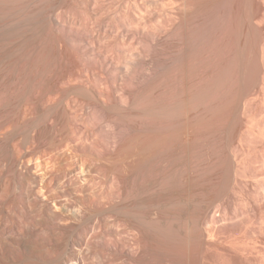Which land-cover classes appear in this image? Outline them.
Listing matches in <instances>:
<instances>
[{
	"label": "bare ground",
	"instance_id": "6f19581e",
	"mask_svg": "<svg viewBox=\"0 0 264 264\" xmlns=\"http://www.w3.org/2000/svg\"><path fill=\"white\" fill-rule=\"evenodd\" d=\"M258 1L0 0V264H264Z\"/></svg>",
	"mask_w": 264,
	"mask_h": 264
},
{
	"label": "rangeland",
	"instance_id": "374dc122",
	"mask_svg": "<svg viewBox=\"0 0 264 264\" xmlns=\"http://www.w3.org/2000/svg\"><path fill=\"white\" fill-rule=\"evenodd\" d=\"M245 1V2H244ZM250 1V2H249ZM253 3V4H252ZM233 4H234V10H236L237 12H235L236 13V16L234 15V21H235V24H236V26H238V27H236L235 28V30L237 31V32H235V34L237 33H239V35H237V38H240V40L242 39H244V36H242L241 34H244V33H242L243 31H242V29L241 28H243L245 25H247V24H245L246 22H245V20L244 19H246V15L244 14L243 15V12H245L246 13V11H252L253 10V8L255 9V10H253V11H256V9H258L257 7H258V5L257 4H259V1L258 0H233ZM252 4V5H251ZM240 5V6H239ZM245 5V6H244ZM246 5H248V6H246ZM246 10V11H245ZM234 13V14H235ZM242 14V15H241ZM242 16V17H241ZM241 17V18H240ZM236 19V20H235ZM238 19V20H237ZM241 19L242 20H244V21H241ZM260 20V21H259ZM259 21V22H258ZM258 21H256V23H258V24H260V26H261V28L263 27L264 28V17L262 18H258ZM241 22V23H240ZM262 22V23H261ZM242 24L244 25L243 27H242ZM241 25V26H240ZM263 25V26H262ZM241 27V28H240ZM238 28H240V31L241 32H238L239 31V29ZM253 29V32H255V28L253 27V28H251V30ZM255 29V30H254ZM257 31V30H256ZM263 32H264V30H263ZM241 33V34H240ZM236 35H235V38H236ZM241 35V36H240ZM239 36V37H238ZM236 38V39H237ZM252 39V38H251ZM249 40V41H252V40ZM240 40H235V41H240ZM241 40V41H242ZM240 41V42H241ZM244 41V40H243ZM243 41H242V43H237V42H235V46H236V43H237V45L238 46H236V48H235V46H234V49H235V51H239V53H238V51L236 52V58H239V59H237V60H235L234 62H236L234 65H233V69H235V71H237L236 73H233L232 74V77L235 75L236 77L238 76V78H237V80L240 82V84H239V82L236 80V77L234 76V81H233V79H232V81L234 82V85H235V82L238 84L237 85V87L236 88H238L240 85H241V81L242 82H244L245 80H246V78H244V77H249L250 75H252V69L251 68H253L254 66H252L251 64H254L255 65V62H256V57L255 58H253L254 57V55H253V50H254V52H255V50H256V47L254 46V44H255V42L256 41H254L253 42V45H252V43L250 44V42H247V44L245 45L246 47H244V45H243ZM248 44H250V46L248 45ZM242 45V47H239V46H241ZM256 45H257V43H256ZM255 48H254V47ZM244 47V48H243ZM248 47V48H247ZM238 48V49H237ZM245 48H246V50H245ZM254 48V49H253ZM250 50L249 52H248V50ZM263 51V50H262ZM240 52H242V54L240 53ZM250 52L252 53V54H250ZM262 54V53H261ZM246 56V57H245ZM256 56V55H255ZM262 56H264V54L263 55H260V57H262ZM245 57V58H244ZM235 58V59H236ZM250 58V59H249ZM264 58V57H263ZM263 58H260L261 60L263 59ZM242 59H244L243 61H242ZM246 60L248 61V62H246ZM252 60V61H251ZM264 60V59H263ZM239 61V62H238ZM242 61V62H241ZM254 61V62H253ZM246 62V63H245ZM237 63H239V64H237ZM250 63V64H249ZM241 64V65H240ZM244 64V65H243ZM248 65V66H245V65ZM236 65V66H235ZM240 65V66H239ZM250 66V67H249ZM243 67L245 68V70H242L243 69ZM237 69V70H236ZM247 69H249V70H247ZM251 69V70H250ZM234 71V70H233ZM242 71V72H241ZM245 71L247 72L246 74H245V76L243 77L242 75H244V73H245ZM240 72V73H239ZM248 72L249 73H251L250 75H248ZM243 73V74H242ZM239 74V75H238ZM247 75V76H246ZM240 76H242V77H240ZM240 77V78H239ZM250 78V77H249ZM234 87V88H235ZM235 88V89H236ZM253 123H255L254 121H253ZM254 125V124H253ZM250 126H252V124L250 125ZM256 126V124L254 125V127ZM253 128V127H252ZM256 129V128H255ZM261 151V150H260ZM257 154H260L261 155V152L260 153H254V154H250L249 155V159H250V166H251V164H252V169H256V171L259 173V171H258V168H260L261 169V163H260V166H257V162H259V155H257ZM263 154V153H262ZM254 155H255V157H254ZM257 155V156H256ZM262 156V155H261ZM255 159H253V158ZM258 157V158H257ZM251 159L254 161H251ZM258 160V161H257ZM254 164V165H253ZM259 165V164H258ZM255 166H256V168H255ZM259 169V170H260ZM261 175H263V174H259V176H257L256 178H254L253 180H254V182L253 183H255V182H258L257 180H259V181H261L262 179H264V175L261 177ZM252 178V177H251ZM261 179V180H260ZM247 180V182H248V180H252V179H250V178H247L246 179ZM252 180V181H253ZM251 181V182H252ZM247 183L248 185H251L252 183ZM245 186H246V184H245ZM238 193V192H237ZM244 192H240V193H238V194H242V195H238L237 196V198H236V200H234V207L235 208H237L239 211L241 210V211H243V212H241V213H244V215H243V217L244 216H246L247 214H246V212L248 211V208L250 207V204H248L249 203V198H246V197H248V196H245V195H247L246 193H245V195L243 194ZM239 198V199H238ZM241 199V200H240ZM242 199H243V201H242ZM248 200V201H247ZM238 203V204H237ZM242 203H243V205H246V206H244L243 207V205H242ZM248 204V206H247V204ZM239 204H240V206H239ZM239 206V207H238ZM246 207H247V211H246ZM244 211H246V212H244ZM242 215V214H241ZM241 215H240V219H241ZM242 217V218H243Z\"/></svg>",
	"mask_w": 264,
	"mask_h": 264
}]
</instances>
